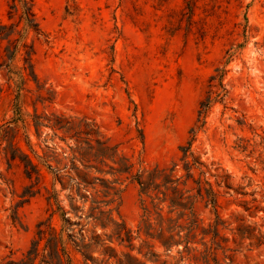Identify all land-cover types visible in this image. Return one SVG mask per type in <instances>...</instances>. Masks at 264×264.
Returning <instances> with one entry per match:
<instances>
[{"label": "rangeland", "instance_id": "obj_1", "mask_svg": "<svg viewBox=\"0 0 264 264\" xmlns=\"http://www.w3.org/2000/svg\"><path fill=\"white\" fill-rule=\"evenodd\" d=\"M31 1L41 35L28 42L41 89L30 82L19 92L0 69V264L26 261L37 225L56 209L53 193L69 219L50 220L62 264H264V0ZM9 4L0 0V25L15 22ZM21 64L19 55L12 67ZM17 108L25 129L12 122ZM96 140L115 156L86 170L72 149H96ZM12 141L40 183L19 160L9 166L3 149ZM189 143L200 164L187 179L180 149ZM120 164L130 171H111ZM174 165L186 182L179 188L195 197L198 228L186 250L159 239L167 219L187 223L168 213L171 194L148 220L134 179ZM83 175L93 183L77 191ZM198 181L210 184V203L203 190L196 196ZM44 245L35 264H57Z\"/></svg>", "mask_w": 264, "mask_h": 264}, {"label": "trees", "instance_id": "obj_2", "mask_svg": "<svg viewBox=\"0 0 264 264\" xmlns=\"http://www.w3.org/2000/svg\"><path fill=\"white\" fill-rule=\"evenodd\" d=\"M15 19V22L6 25H0V45L2 42H5V47L3 49V63L0 64V69L4 67L5 74L8 78V82L13 83L16 89L19 92L26 90V85L30 82H33L37 86V91L41 88L38 86V78L35 73L34 64H33V56L35 54L34 43H29V36L33 34L35 37L41 35V29L39 22L36 18V15L33 10V4L31 0H10L9 4V12H8V20ZM21 56V66L20 67H12V63L14 62L17 56ZM215 78H210V82ZM41 102L48 101V99L41 98L39 96ZM209 103H211V98L209 97L204 103L200 104L202 110L200 111V115L202 116L207 110ZM17 111V113H16ZM14 113L13 123L17 125V123H21L24 129L26 128L24 123V119L21 115V112L17 108ZM37 118V117H36ZM40 122H35V127H41ZM55 127L59 129H64L66 127V123L63 121L56 122L54 124ZM195 133V132H193ZM195 135V134H193ZM97 148L87 146L82 148V146H76L72 151L77 153L80 156V160L82 162H86L84 165L86 170H97L95 165H101L105 162L106 159H114L115 152L114 149L108 147L106 142H101L96 140ZM191 143H189L188 147L181 148L183 168L187 172V179L192 177L191 171L196 164H200L196 159L193 158L191 153ZM9 166L11 162L15 160H19L23 163L25 168V175L28 179L34 178L38 183L43 179V175L40 173V170L36 165L32 163L30 158L23 153L19 147L12 142H10L3 149ZM72 160H76L75 154L72 157ZM91 163V164H90ZM47 169L54 176V180L61 181V177L58 175V171L54 170L51 166H47ZM131 166H125L120 164V168L117 170L111 169V171H116L117 173H126L129 172ZM176 170V165L173 166L170 170L155 168L153 171L148 173L146 176H143L142 173H138L135 175V181L138 183L140 187V195L144 197L141 200L142 209L144 212V216L149 220L150 216V208L156 210L160 207L162 203L167 200V193L171 194V198L169 199L168 205V213H177V219L186 218V225H176V222L172 219H167V227L165 231H162L159 235V239L163 246L170 248L174 243H183V248L188 249V244L192 239L195 229L198 228L197 220L194 218L193 208H194V198L191 196H185V193L179 188L180 185L185 186L186 182L181 183L180 178H175L173 173ZM98 171V170H97ZM98 180V179H93ZM81 182H76L77 191H79L80 187L86 189L93 182H89L87 180V176L83 175L80 177ZM100 181V180H98ZM197 190L196 196H202V190L205 192L206 197L208 198V202L210 203V184L207 182L201 183L196 182ZM108 183H103L104 196H110L112 190ZM204 186V187H203ZM205 186H209V188H205ZM159 195H162L163 198H160ZM212 204L215 208L216 202L212 200ZM48 204L50 206L56 205V209L52 211L50 218L46 222H40L37 225L36 231V239L32 242L31 249L27 252L25 256V262H14L8 261L2 264H35L37 258L39 257V246L42 242L45 243L44 248H48L51 250L53 255L57 260V264H62V254L65 255L64 248H59V244L61 238L58 237V233L51 226L50 220L55 213H60V217L64 223H67L69 219L65 216L66 213L64 209L58 204L57 195L53 193L47 198ZM105 204L112 203V200L104 202ZM160 210V209H159ZM159 217L162 219V215ZM163 220V219H162ZM221 225V221L216 216V221L212 225L214 238L218 236V227ZM75 246L78 249H82L85 246H80L75 243ZM212 251H210V255H212ZM212 261L215 263V259Z\"/></svg>", "mask_w": 264, "mask_h": 264}]
</instances>
